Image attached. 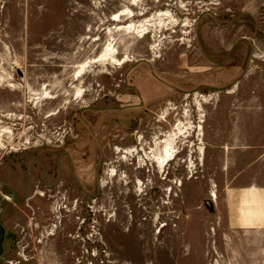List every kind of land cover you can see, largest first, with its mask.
<instances>
[{
  "label": "rangeland",
  "instance_id": "1",
  "mask_svg": "<svg viewBox=\"0 0 264 264\" xmlns=\"http://www.w3.org/2000/svg\"><path fill=\"white\" fill-rule=\"evenodd\" d=\"M263 150L264 0H0V264H264Z\"/></svg>",
  "mask_w": 264,
  "mask_h": 264
},
{
  "label": "crops",
  "instance_id": "2",
  "mask_svg": "<svg viewBox=\"0 0 264 264\" xmlns=\"http://www.w3.org/2000/svg\"><path fill=\"white\" fill-rule=\"evenodd\" d=\"M254 148L259 150L257 145L256 147L248 145L245 148L248 156ZM243 158L245 155L241 154V159ZM255 171L256 176L250 177L251 180L247 185L244 183L247 179L240 178L239 183L226 187L221 203L223 206L219 208H224L227 225L231 232L235 235L255 232L260 238L259 247L264 248V241L261 242V239L264 240V150L256 160Z\"/></svg>",
  "mask_w": 264,
  "mask_h": 264
},
{
  "label": "bare ground",
  "instance_id": "3",
  "mask_svg": "<svg viewBox=\"0 0 264 264\" xmlns=\"http://www.w3.org/2000/svg\"><path fill=\"white\" fill-rule=\"evenodd\" d=\"M176 140L177 133L166 136L164 140H161L157 144V147L160 150L159 154H154L152 157L149 156L150 160L157 164L160 171L165 170L169 163L172 160H175L177 152L174 145L176 144Z\"/></svg>",
  "mask_w": 264,
  "mask_h": 264
}]
</instances>
